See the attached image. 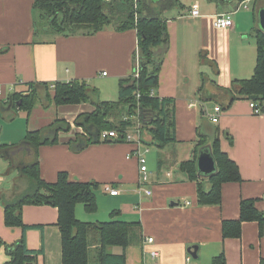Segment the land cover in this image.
Wrapping results in <instances>:
<instances>
[{"label": "crops", "instance_id": "obj_1", "mask_svg": "<svg viewBox=\"0 0 264 264\" xmlns=\"http://www.w3.org/2000/svg\"><path fill=\"white\" fill-rule=\"evenodd\" d=\"M176 1L163 16L168 43L154 49L160 62L158 86L152 91L161 99L174 101L175 142L158 148L151 136L141 131L140 149L148 150L144 155L148 169L144 188L151 191L150 195L137 193L140 174L133 156L135 144L101 142L78 152L71 150L70 144L85 134L74 125V120L80 114L91 113L94 110L91 104L55 106L48 102L40 114H45L52 105L56 114L38 123L34 119L35 106L29 113L10 104L6 106L12 95H27L31 91L27 88L29 83L38 85V89L45 83L52 93V85L72 81L85 82L94 88L99 101H117L119 80L133 74L138 52L134 29L118 32L109 27L92 35H56L41 40L42 34L35 36L34 0H0L3 117L24 112L27 120L25 127L15 129V138L11 134L14 131L3 137L10 146L22 141L28 132L47 128L57 120L70 125L69 131L58 133L57 144L39 147L40 177L54 183L58 173L65 172L71 182L98 185L96 201L100 198L110 201L103 212L108 220H99L95 213L86 211L80 216L77 208L75 216L89 224L110 220L130 223L129 245L124 250L109 249L112 254L124 252L125 264H212L219 257H222L220 264H264V226L260 234L257 222H243L240 238L222 235L223 221L239 219L242 200L257 199V210L264 212V111L255 115L249 100L239 96L230 100L228 92L235 81L248 80L254 73L255 35L260 31L256 15L264 8V1L244 0L235 7H218L212 0H204L209 8L203 12L200 0H190L189 5ZM250 2L255 3L253 11L247 7ZM194 6L199 10L198 17L190 15ZM228 12L232 13V27L215 28L214 17ZM215 107L221 110L217 124L209 120ZM0 131L4 129L0 127ZM203 138L207 146L218 139L220 150L235 162L241 176L240 182L222 185L220 205L199 206L196 182L189 181L179 169ZM149 146L155 150L150 151ZM6 165L8 168L7 162ZM104 186H110L118 194L109 195ZM11 187L10 183L0 192L8 194ZM115 210L119 213L112 219L111 212ZM21 218L25 228L6 227L0 203V264L10 261L11 249L22 238L31 251L32 264H62L57 208L26 205ZM149 238L153 241L147 242ZM194 246L196 258L188 253ZM94 263L92 258L91 264Z\"/></svg>", "mask_w": 264, "mask_h": 264}, {"label": "trees", "instance_id": "obj_2", "mask_svg": "<svg viewBox=\"0 0 264 264\" xmlns=\"http://www.w3.org/2000/svg\"><path fill=\"white\" fill-rule=\"evenodd\" d=\"M133 1L34 0L35 36L92 35L109 27L118 32L134 29L137 33L138 52L133 74L119 80L117 101H99L97 91L85 82L56 83L52 93L49 91V85L41 84L40 89L45 92V98L55 106L89 103L94 107L91 113L80 114L74 120V125L85 133L77 137L76 142L70 144L74 152L81 151L90 144L101 142L125 143L121 134L131 129L134 122L132 119L123 121V117L133 115L138 116L140 128L151 136L158 148L175 142L174 101L161 99L153 95L152 91L158 86L160 62L154 55V49L168 43L166 21L163 16L175 6L177 1L164 0L155 7L151 0H145L144 6L137 11L138 13L133 6L140 3V0H135V5ZM212 1L218 7L225 5L229 7L232 4H235V7L244 0ZM120 7L123 9L121 10ZM255 40L257 59L252 77L248 80L235 81L228 92L231 93L230 100L239 96L253 101L260 108L263 107L264 111V33L258 31ZM135 73H138V78H134ZM27 86L31 90L27 95L23 96L21 93L12 95L6 106L10 104L12 108L29 113L40 98V93L38 85L29 83ZM3 105L0 103L1 110H4ZM69 129V124L57 120L47 128L28 132L18 144L0 146V158L8 164L7 173L10 170L18 172L8 194L0 192L4 224L8 228H25L21 218L23 206H52L58 210L57 226L61 233L62 264H91L92 258L94 264H125L124 252L112 254L109 249L119 247L124 250L129 245L132 226L130 223L110 220L89 224L79 221L75 216L77 204H81L87 213L96 210L95 190L98 189V185L71 182L65 172L58 173L54 183H47L40 177L39 147L57 144L58 133L67 132ZM111 130L117 131L120 137L116 141H101V133ZM204 146H207L205 138L195 145L191 158L181 163L179 169L187 175L189 181L196 182L199 206L220 205L222 185L226 182H240L241 176L235 162L220 150L218 139H215L208 146L217 171L207 179L201 178L196 161L199 151ZM20 182L25 185L24 189ZM256 202L257 199L242 200L239 219L223 221L224 238H240L243 222H257L260 226V234L262 233L264 212L257 210ZM118 213V210L112 211V219ZM93 232L97 236L94 251L91 252L93 243L89 238ZM30 253L22 238L11 249L10 261L5 264H32ZM219 258L212 264H220Z\"/></svg>", "mask_w": 264, "mask_h": 264}, {"label": "rangeland", "instance_id": "obj_3", "mask_svg": "<svg viewBox=\"0 0 264 264\" xmlns=\"http://www.w3.org/2000/svg\"><path fill=\"white\" fill-rule=\"evenodd\" d=\"M181 1L183 2L184 5H189L191 3L190 0H187V1L186 0H181ZM133 3H134V1H133ZM138 3H137L136 6H133V9L135 10V12L139 11L140 8L142 6H144L145 0H140V3L139 4ZM158 3L162 4L161 2H155L154 6L158 7ZM199 3H200L201 12H203V11H205V10H207L209 8V6H208L209 4L206 1L200 0ZM135 4H136V2L134 3V5ZM234 5L235 4H232L231 6H234ZM161 7H163V5H161ZM247 7H248V9L250 11H253L255 9V3L254 2H250V3H248ZM120 9L122 10L123 8L120 7ZM124 12H126L125 9H124ZM50 36L51 35L42 34L40 36V39L41 40L49 39ZM39 93H40V98L37 100V103H36L35 108H34V115H35L34 119H35L36 123L45 121L46 119H52L55 116V114H56L55 106H53V105H52V108L50 110L46 111L45 114H43V115L40 114V113H43L42 112L43 111V107H46L48 105V101H47V98H45L46 97L45 96V92H43V90H41L40 88H39ZM3 112H4V110L0 109V127H1V129H4L3 132L0 131V142H1L0 144L1 145L2 144L3 145H7L8 142L5 141L4 137H9V134H8L9 132L8 131H14L11 134L15 138V136H16L15 129H17V128L19 129V127H21V126L25 127L26 123H27V120H26V113H24V112H20V113L16 112L15 114H13L12 116H9L8 118H4L3 117L4 116ZM3 135H4V137H3ZM13 136H11V138H13ZM20 141H15V142L19 143ZM149 149H150V151H154L155 150L153 147H150ZM145 153H147V152H145ZM145 153H144V155H145ZM6 171H7L6 162H5L4 159L0 158V177L3 178V180H2V182L0 184V190H2V189L6 190L8 185H10V183L13 184L12 177L14 176L15 171L10 170L9 173H7ZM20 183L23 185L22 189H24L25 185L23 184V182H20ZM99 193H100V190H98L97 195H99ZM109 203H110V201L108 199L100 198V201H98V199H97V201H96V210L93 213H95L97 215V218H99V220H108V218L105 217V214L103 215V212L108 208ZM75 208L78 209L77 212H78V214L80 216L85 213L84 212L85 210H84V208H83V206L81 204H77ZM79 215H78V218H80ZM94 232L90 234V238H89V240L92 243H95L96 236H97V235H95Z\"/></svg>", "mask_w": 264, "mask_h": 264}, {"label": "built area", "instance_id": "obj_4", "mask_svg": "<svg viewBox=\"0 0 264 264\" xmlns=\"http://www.w3.org/2000/svg\"><path fill=\"white\" fill-rule=\"evenodd\" d=\"M106 2L110 1V0H105ZM135 1V0H134ZM136 2V1H135ZM242 7H244V9H246V5H241ZM190 15L192 17H198L199 16V10L196 6H194L191 11H190ZM233 25V21H232V13L228 12V13H221V14H217L214 17L213 20V26L217 29H226V28H230ZM105 75V74H103ZM134 78H138V73L134 74ZM51 88H54V85L51 86ZM249 107L251 108L252 112L255 115H260L263 113V110L257 106V104H255L253 101H249ZM220 108L219 107H215L214 108V113L213 115H211L209 117V120L213 123V124H217L218 120H219V113H220ZM129 119L133 120V127L129 130H126L124 133H122V137L125 141V143H130V144H135L136 148L134 149L133 152V156H135V158L137 159L138 162V167H139V187H138V194H144V195H150L151 191L147 190L144 188V185L147 183L148 181V169L146 166V160H145V156L144 153L147 152L148 150L146 149V147H144L142 150L140 149V146L142 145L141 142V131L142 129L140 128V124H139V120H138V116L137 115H133V116H125L123 117V121H128ZM120 137L119 133L115 130H111V131H104L101 133L100 136V140L101 141H106V140H114L116 141L118 138ZM142 147V146H141ZM131 155L129 154L127 156L130 157ZM3 178L0 177V184L2 182ZM104 191L106 193H108L111 196H115L118 194V192L114 189H112L110 186H104ZM153 239L149 238L147 240V242H152ZM152 256L155 257L156 253L152 252Z\"/></svg>", "mask_w": 264, "mask_h": 264}, {"label": "water", "instance_id": "obj_5", "mask_svg": "<svg viewBox=\"0 0 264 264\" xmlns=\"http://www.w3.org/2000/svg\"><path fill=\"white\" fill-rule=\"evenodd\" d=\"M164 0H151L152 3L162 2ZM257 24L260 28V31L264 33V8H260L257 11ZM19 105V104H18ZM197 171L201 178L207 179V177L216 173L217 168L215 160L212 156L211 149L209 146L203 147L197 156L196 161ZM197 247H192L188 249V253L191 257L196 258Z\"/></svg>", "mask_w": 264, "mask_h": 264}]
</instances>
